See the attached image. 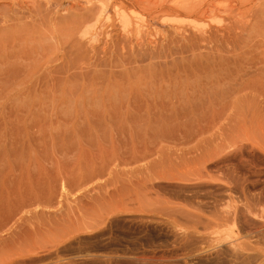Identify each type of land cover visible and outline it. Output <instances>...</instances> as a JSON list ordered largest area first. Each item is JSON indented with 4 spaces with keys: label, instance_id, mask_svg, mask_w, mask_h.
<instances>
[{
    "label": "rangeland",
    "instance_id": "1",
    "mask_svg": "<svg viewBox=\"0 0 264 264\" xmlns=\"http://www.w3.org/2000/svg\"><path fill=\"white\" fill-rule=\"evenodd\" d=\"M0 264H264V0H0Z\"/></svg>",
    "mask_w": 264,
    "mask_h": 264
},
{
    "label": "bare ground",
    "instance_id": "2",
    "mask_svg": "<svg viewBox=\"0 0 264 264\" xmlns=\"http://www.w3.org/2000/svg\"><path fill=\"white\" fill-rule=\"evenodd\" d=\"M116 14H117V15H119V14H120V13H119V10H117V11H116Z\"/></svg>",
    "mask_w": 264,
    "mask_h": 264
}]
</instances>
